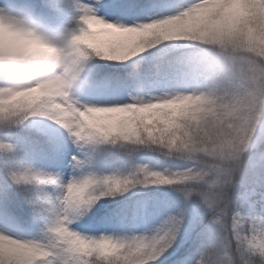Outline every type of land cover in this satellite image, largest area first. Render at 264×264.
Returning <instances> with one entry per match:
<instances>
[{"label": "snow or ice", "instance_id": "6c2138e0", "mask_svg": "<svg viewBox=\"0 0 264 264\" xmlns=\"http://www.w3.org/2000/svg\"><path fill=\"white\" fill-rule=\"evenodd\" d=\"M0 264H264V0H3Z\"/></svg>", "mask_w": 264, "mask_h": 264}, {"label": "rangeland", "instance_id": "374dc122", "mask_svg": "<svg viewBox=\"0 0 264 264\" xmlns=\"http://www.w3.org/2000/svg\"><path fill=\"white\" fill-rule=\"evenodd\" d=\"M3 2V0H0V3H2Z\"/></svg>", "mask_w": 264, "mask_h": 264}]
</instances>
